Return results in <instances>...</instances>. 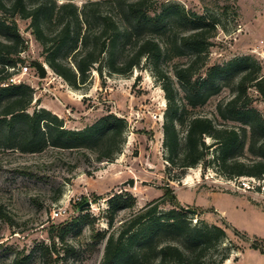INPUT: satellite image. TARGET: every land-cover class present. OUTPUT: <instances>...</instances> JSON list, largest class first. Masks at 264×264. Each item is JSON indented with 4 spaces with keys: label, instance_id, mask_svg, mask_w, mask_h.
Instances as JSON below:
<instances>
[{
    "label": "rangeland",
    "instance_id": "1",
    "mask_svg": "<svg viewBox=\"0 0 264 264\" xmlns=\"http://www.w3.org/2000/svg\"><path fill=\"white\" fill-rule=\"evenodd\" d=\"M71 1L80 8L85 0ZM152 1L151 14L177 3L188 12L215 20L216 36L196 64L201 66L202 76L207 67L240 56L253 58L264 76L260 54L264 46V0ZM105 9L110 11L109 4ZM15 22L26 43L20 53L24 58L21 65L30 68L20 77L33 88L29 112L46 108L62 119L64 127L72 129L111 112L124 118L127 127L120 152L108 162L88 161L85 152L77 149L47 148L40 153L0 149V264H12L14 258L21 257L29 259L25 264H46L48 254L51 264H99L107 236L116 234L125 221L155 201H159L160 210L175 203L195 210L188 214L191 224L204 222L224 229L222 242L210 249L206 264L223 253L228 256L221 264H264V248L251 247L254 240L264 239V178L225 177L214 164L199 163L183 173L168 169L162 144L166 109L162 85L170 79L179 104H184L174 68L189 63L193 59L190 53L162 58L158 63L142 58L126 74L110 72L106 66L101 72L92 68L85 83L73 87L45 62L46 53L31 33L30 19L16 17ZM167 27L160 33L164 40L190 30L189 25L177 20ZM55 28L51 25L52 30ZM34 60L46 65L44 78L38 77ZM61 60L71 63V55ZM236 80L233 76L221 80L220 91L202 107L186 106V118L196 112L215 115L217 103L232 96ZM247 92L253 99L251 106L264 116V101L258 92L253 87ZM222 122L237 125L217 116V123ZM211 141L206 138L207 144ZM213 154L211 151L208 158ZM129 178H134V187L119 186ZM165 186L175 203L165 194ZM121 198L127 203L110 218L111 204ZM87 201L90 205L81 207Z\"/></svg>",
    "mask_w": 264,
    "mask_h": 264
},
{
    "label": "trees",
    "instance_id": "2",
    "mask_svg": "<svg viewBox=\"0 0 264 264\" xmlns=\"http://www.w3.org/2000/svg\"><path fill=\"white\" fill-rule=\"evenodd\" d=\"M152 9V0H85L80 8L71 0L59 4L56 0H0V149L22 153L77 149L85 152L88 161L108 162L120 152L127 127L124 118L111 112L72 129L64 127L62 119L46 108L28 111L33 88L21 81L8 82L24 63L20 53L26 43L15 22L20 17L30 19L31 33L42 45L48 66L73 87L85 83L92 68L101 72L106 66L110 72L126 74L142 58L158 63L162 58L190 53L193 59L189 63L174 68L184 104H179L170 79L162 85L166 98L162 144L168 169L183 173L199 163L214 164L225 177L264 178V116L251 106L253 99L247 92L253 87L264 101V76L259 74V65L250 56H240L207 67L202 76L197 63L216 36L215 20L188 12L177 3L151 14ZM170 20L189 25V32L162 39L160 33ZM54 24L57 28L52 30ZM69 55L71 63H64L61 57ZM231 76L237 77L233 94L217 103L215 115L196 112L186 118V106L202 107L220 91V81ZM217 116L237 125L217 123ZM207 137L212 140L208 144ZM211 151L212 159L208 158ZM165 194L175 203L167 186ZM126 203V198L112 203L110 218ZM158 205L155 201L125 221L116 234L110 233L99 264H206L210 249L222 242L224 229L204 222L191 224L188 214L195 210L178 203L167 210L158 209ZM254 241L252 248H264V239ZM227 256L223 253L210 264H221ZM50 258L48 254L46 264H51ZM28 260L14 258L12 264Z\"/></svg>",
    "mask_w": 264,
    "mask_h": 264
},
{
    "label": "water",
    "instance_id": "3",
    "mask_svg": "<svg viewBox=\"0 0 264 264\" xmlns=\"http://www.w3.org/2000/svg\"><path fill=\"white\" fill-rule=\"evenodd\" d=\"M33 64H34V67L37 71L38 77L44 78L46 76V73H47L46 65H44L43 63L36 61V60H34ZM134 184H135L134 178H129V179L121 182L119 184V186L124 187L125 185H127L129 187H134ZM89 205H90V203L87 201V202H84L81 205V207L89 206Z\"/></svg>",
    "mask_w": 264,
    "mask_h": 264
},
{
    "label": "built area",
    "instance_id": "4",
    "mask_svg": "<svg viewBox=\"0 0 264 264\" xmlns=\"http://www.w3.org/2000/svg\"><path fill=\"white\" fill-rule=\"evenodd\" d=\"M260 54H261V56L264 58V46L262 47V49H261V51H260ZM29 70H30V68L28 67L27 64L19 65L18 70H17V73L13 74V75L9 78L8 82H10V83H18V82H20V81H21V78H20V77H21L23 74H27V72H28ZM57 214H59V211H58V210L55 211V215H57Z\"/></svg>",
    "mask_w": 264,
    "mask_h": 264
}]
</instances>
